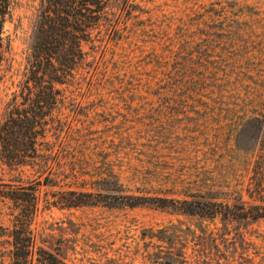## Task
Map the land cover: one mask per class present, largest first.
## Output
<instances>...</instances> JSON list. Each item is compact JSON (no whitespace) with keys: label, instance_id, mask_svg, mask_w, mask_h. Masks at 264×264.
<instances>
[{"label":"rangeland","instance_id":"1","mask_svg":"<svg viewBox=\"0 0 264 264\" xmlns=\"http://www.w3.org/2000/svg\"><path fill=\"white\" fill-rule=\"evenodd\" d=\"M135 2L118 31L103 28L84 44L87 62L65 89L60 115L80 129L77 153L91 159L77 179L65 162L58 185L40 186L36 243L68 264H264V216L182 208L184 199L264 204L256 160L264 126L237 104L264 98V0ZM39 5L16 0L4 23L0 113L19 89ZM15 173L0 163L4 179ZM73 188L99 192L98 200L43 205ZM113 193L144 202L116 205ZM9 217L0 214V226Z\"/></svg>","mask_w":264,"mask_h":264},{"label":"trees","instance_id":"2","mask_svg":"<svg viewBox=\"0 0 264 264\" xmlns=\"http://www.w3.org/2000/svg\"><path fill=\"white\" fill-rule=\"evenodd\" d=\"M15 1L0 0V71L10 47L4 23L11 17ZM137 6L135 0H40L19 89L12 92L0 113V163L16 170L7 179L0 175V214H8L11 222L0 226V236H7L0 239V264H68L58 250L38 245L31 227L39 207L40 186L58 185L65 162L71 164L69 177L77 179L91 159L90 153H77L83 143L82 134L60 115V105L68 97L65 89L74 82L77 69L87 62L84 44L94 45L103 28L118 31L120 23ZM262 71L264 68L258 69L259 74ZM237 104L255 127L264 126V98H246ZM256 151L264 175V141ZM25 167L33 169L34 175L24 177ZM110 176L112 185L119 187L117 173L111 170ZM98 193L59 189L51 198L45 196L43 205L93 203ZM113 197L116 205L144 202L143 196L133 193H113ZM7 200L10 203L6 204ZM183 201L182 208L203 215L264 216V204L251 203L248 207L240 202L211 199Z\"/></svg>","mask_w":264,"mask_h":264}]
</instances>
